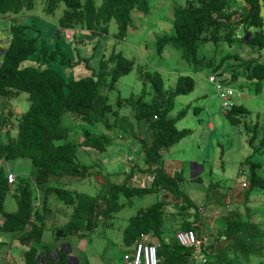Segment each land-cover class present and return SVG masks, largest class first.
Segmentation results:
<instances>
[{
	"label": "trees",
	"instance_id": "obj_1",
	"mask_svg": "<svg viewBox=\"0 0 264 264\" xmlns=\"http://www.w3.org/2000/svg\"><path fill=\"white\" fill-rule=\"evenodd\" d=\"M146 1L103 0L101 9L96 11L94 0H46L45 12L53 13L61 3L65 6L66 10L59 19V26L86 31L84 34L88 38L80 39L74 45L76 59L89 64L95 55L92 45L98 48V43H93L95 37L93 32L106 31L109 22L114 19L118 24L119 38L123 39L128 27L131 26V12L138 10L147 13ZM245 1L249 3L250 10L242 12L243 17L238 23L245 29L256 28L257 35L247 42L264 49V21L260 18L259 0ZM261 1L263 3L264 0ZM226 6V0H186V6L174 12L173 34H165L156 40L158 54H161L165 48L171 47L181 53L182 59L188 62L195 61L198 44L202 41H218L220 31H227L223 38L225 41H234L236 28L230 24L229 19L232 14L225 13ZM33 8L34 0H0V16L18 15ZM25 29L24 25L18 24L17 21L13 22L9 28L10 44L7 49L1 50L3 55L0 62V97L12 98L19 93H26L30 107L18 121L16 136L10 137L7 134L6 141H0V162L27 158L37 168V173L34 185L23 176L15 181L11 198L15 203L16 211L11 213L4 209L10 186L6 171L0 166V217L2 218L0 232L19 234L18 241L28 247L24 255L25 264H39L42 260L46 264H66L67 257L63 255H58V259L52 262L47 261L43 256L37 261L39 253L37 246L42 241L45 216L39 214L38 208L34 206L37 202L35 190L39 186L46 185L50 176L86 178L93 167L77 162V149L87 148L97 153H104L110 146L111 139L104 132L95 135L94 132L84 130L83 139L79 144L70 142L56 144L58 141H65L69 136V130L62 126V116L68 114L72 118H79L84 124L100 125L107 131L112 130L115 125H110L107 115L117 118L120 113L118 109L114 110L102 92L115 90L120 78L132 71L134 63L121 53H112L107 59L100 53L97 59L98 66L91 67L89 76L66 78L51 66L56 65L61 71L67 70L65 67L72 65L67 54L58 47L50 48L45 44L38 47V37L31 38L24 33ZM84 47L92 50L90 56L82 58ZM36 53L40 67L23 66V63ZM245 69L246 78L252 82L255 93H260L264 85V62L249 61ZM137 72L138 80L150 85L153 92L152 100L143 101V95L136 99H118L116 108L130 107L134 121L137 124L144 122L148 125L151 142L148 144L143 140L139 141L143 153V166L136 168L140 175H143V179L148 181V188L135 187L127 182L120 185L106 178L99 194L92 198L47 186L46 194H55L65 207H73L68 223L52 230L55 240L85 237L84 231L89 233L97 228L96 216L109 222L125 205H131V199L134 197L163 191L166 196H172L182 204L191 205L188 196L180 189L179 183L183 179L180 175L166 173L162 155L174 144L190 135L189 130L180 131L175 127L176 121L185 116V110L181 111L176 119L168 118V114L173 109L176 97L186 95L193 90L194 81L189 77L179 76L174 89L166 90L159 73L149 72L143 68L138 69ZM195 111H198V108ZM242 113H245L242 106H233L225 117L231 125L238 126L240 119L237 116ZM252 138L254 139L255 136L253 135ZM256 167L258 168L259 165L255 164L251 167L249 191L256 188L264 189V178L256 175ZM132 168L133 166L127 173L128 178L132 177L134 170ZM246 195L248 200V193ZM121 198L126 202L121 203ZM44 199L39 201V205L46 207ZM165 203V201H156L147 208L139 209L129 218L128 224L122 231V244L124 247H131L141 236H148L159 244L157 256L160 264H193L191 249L180 247L175 238L171 246L163 241L164 217L166 207L169 209L170 205ZM182 204L179 206L180 209ZM236 213L232 214L225 223L221 236L231 241L232 246L235 245L234 248L238 245L243 246V242L240 241L242 239L248 240L244 241V244L264 241V231H261L258 224L249 220L237 221L233 218L237 216ZM182 230H196L198 234L201 232L199 226L188 223L182 226ZM225 254L226 252H221L224 261Z\"/></svg>",
	"mask_w": 264,
	"mask_h": 264
},
{
	"label": "rangeland",
	"instance_id": "obj_2",
	"mask_svg": "<svg viewBox=\"0 0 264 264\" xmlns=\"http://www.w3.org/2000/svg\"><path fill=\"white\" fill-rule=\"evenodd\" d=\"M227 1L231 9H236L241 2L240 0ZM95 2L99 8L101 0H95ZM157 2L161 4L157 7V12L153 14L151 12L155 9ZM45 3L46 0H34L32 14L40 19L39 22L42 26L45 25L47 28V33L42 34V39L47 45L49 38L53 37L58 30V19L62 16L65 7L63 4H59L54 13L47 16V13H44ZM185 3L186 0H150L151 11L148 15L132 16L133 23L128 27L124 40L118 41L116 38L118 34L116 23L112 21L109 25L107 41L114 45L115 51L134 63L132 71L120 78L115 90L102 92L114 110H119L120 116L115 118L107 115L110 125H115L110 131L103 129L100 125L84 124L79 118H72L68 114L62 116V126L68 128L70 133L65 141H58L56 144L66 142L79 144L83 139L84 130L94 132L95 135L106 133L111 139V144L104 153H97L87 148L77 149V162L93 167L86 178L50 176L46 185L39 186L35 190L37 201H43L45 197L46 207L35 202L39 214L45 216L42 233L44 245L48 246L54 242L52 230L68 223L69 216L73 211V207H65L55 194H46L47 186L62 188L74 194H84L92 198L99 194L106 178L110 182L120 185L127 182L135 187L148 186V181L143 179V175L141 176L136 169L143 166V154L139 141L143 140L149 143L151 140L148 125L144 122L137 124L133 119L130 107L116 108L118 99H136L143 95V101L150 102L152 100L153 92L150 85L138 80L137 70L142 67L147 71L160 73L166 90L174 89L179 75H189L194 81L193 90L186 95L176 97L173 109L168 114V118L176 119L180 112L185 110V116L176 121L175 127L180 131L189 130L190 135L174 144L162 155L166 173L180 175L183 179L179 183L180 189L188 196L191 205L182 204L172 196H166L163 191L143 197H134L131 199V205H125L119 213L113 215L109 222L96 216L97 228L89 233L84 231L85 237H78L75 242L83 243V250L91 258L93 264L94 257L91 255L93 245L91 247L89 240L99 237L102 248L105 250L103 259L108 261L103 264H111L109 260H114V264H124L126 256L121 242L122 228L128 224L129 218L134 216L139 209L147 208L156 201H165V204H170L174 208V213L166 212L163 232L165 231L171 236L174 235L175 238V234L183 231L184 224L199 225L204 230V235L212 236L210 237L212 239L215 238V245L213 244V247L210 248V264L216 263L217 250L214 246L217 244L219 247L220 243V245H229L225 254L228 260L226 263L220 264H264V241L245 242L244 244V241L248 240L242 239L240 241L243 242L244 247L238 245L234 248L235 245L232 246V242L229 243V240L221 236L225 223L235 212H237V216L233 217L235 220H249L258 224L261 231H264V194L260 195V188L248 190L253 165H259L258 168H255V173L260 178H264V87L260 93L256 94L252 82L246 78L245 69L250 60L264 62V49L245 41L228 43L219 40L216 44L200 42L198 54L201 56V62L195 67L185 62L181 58V53L171 47L165 48L161 54H158L156 40L165 34H173V9L183 7ZM236 22L238 21H234V23ZM6 23H9L8 19ZM2 30H0V38ZM223 34L224 32H221L220 36ZM245 34L246 32L243 30V33H239L238 36H245ZM31 35L33 34L31 33ZM256 35L257 33L254 37ZM77 38L85 39L86 36L84 33H78ZM102 41H104L103 38ZM75 43L74 41L70 43L72 44L71 49H68L69 45L62 41H58L57 44V47L70 58V62L72 61L71 68L73 69L61 71L56 65L51 66L70 79L90 75L86 63L76 59ZM111 43L106 46V53L111 50ZM92 48L95 55L91 63L88 64V68H97L96 60L101 52V46L96 48L92 45ZM92 48L84 47L82 58L90 56ZM36 56L37 54L30 56L23 66L39 68L40 62ZM232 71L236 77L231 81L229 77H232ZM211 77L216 78L215 84L209 82ZM216 84L243 94L241 97L234 96L231 99L234 106H242L245 109V113L237 116L240 119V125L234 126L227 121L219 102ZM29 107L30 101L26 93H20L14 98L0 97L1 142L6 141L7 134L10 137H15L17 123ZM196 108L198 111H195ZM131 164H133L132 169L134 170L131 174L132 177L128 178L127 172L131 169ZM6 165L9 172L17 174L16 176L23 173L25 177L30 176L34 179L37 173V168L27 158L8 162L4 167ZM240 171L243 173L242 176ZM243 183L247 184L246 189H240ZM13 190L14 184L10 186V192L4 204L6 212H12L16 208L11 198ZM120 202L125 203L126 200L121 198ZM97 232H99L98 235H96ZM18 235L14 234L13 237ZM69 240L63 244H67ZM70 242L71 245L69 244L68 247L59 246L63 248L62 251L47 250V252H50L52 258L57 257L58 254H68L75 244L74 241ZM42 251L46 250L42 249ZM220 259L223 260L221 257Z\"/></svg>",
	"mask_w": 264,
	"mask_h": 264
},
{
	"label": "clouds",
	"instance_id": "obj_3",
	"mask_svg": "<svg viewBox=\"0 0 264 264\" xmlns=\"http://www.w3.org/2000/svg\"><path fill=\"white\" fill-rule=\"evenodd\" d=\"M241 2H240V4H239V6L236 8V9H231L230 7H229V4H228V1L226 0V3H227V6L225 7L226 9H225V13L226 14H232L231 15V17H230V19H229V21H230V24L232 25V26H235V30H234V36H233V38H234V41H245V42H247L248 40H250L251 38H253L254 37V35L256 34V32H258V30L256 29V28H254V27H251V28H249V29H245L242 25H240L238 22L241 20V16L240 15H242V12L243 11H249L250 10V5H249V3H247L245 0H240ZM62 4V3H61ZM94 4H95V9H96V11H99L100 9H101V7H102V5H103V0H101V6L98 8L97 6H96V2H95V0H94ZM160 2H157L156 4H155V9L151 12V13H156L157 12V7L158 6H160ZM259 4H260V8H259V13H260V18L264 21V17H263V15H262V11L264 10V1H263V3H262V1L261 0H259ZM186 6V3H185V5L183 6V7H185ZM65 7V6H64ZM45 8H46V5H45ZM178 8H182V7H178ZM178 8H175V9H173V14H172V19H173V16H174V12H175V10L176 9H178ZM34 9V8H33ZM57 9V8H56ZM55 9V10H56ZM66 10V8L64 9V11ZM63 11V12H64ZM140 11V10H139ZM145 11H147V13H141V12H138V10H133L132 12H131V20H132V16L133 17H137V16H139V15H148L149 14V12L151 11V6H150V0H147L146 1V10ZM171 10H169V12H170ZM32 12H33V10H31V11H24V12H22V13H20V14H18V15H5V16H0V30H2L3 31V33H2V37L0 38V62H1V60H2V55H3V51L5 50V49H7V47L9 46V44H10V35H9V28H10V25H12L13 24V22H15V21H17V23L18 24H22V25H24L25 27H26V29L24 30V33L25 34H27L28 36H30L31 38H36V37H38L37 38V40H38V42H37V46L38 47H40L41 46V44H45V41L42 39V34H44V33H47L46 31H47V28H46V26L44 25V26H42L41 25V23L39 22L40 21V19H38V18H36L33 14H32ZM44 13H45V9H44ZM54 13V12H53ZM53 13H47V16H50V15H52ZM171 13H172V11H171ZM63 14V13H62ZM135 15V16H134ZM150 16V15H149ZM148 16V17H149ZM61 18V17H60ZM4 21H3V20ZM7 19H8V21H9V23H6V21H7ZM45 21V20H44ZM112 21H114L115 23H116V26H117V31H118V34H117V40L118 41H120V40H124V38L123 39H120L119 38V29H118V24H117V22L114 20V19H111V21L109 22V24L107 25V28H106V31H100V30H98L97 32H93V34L95 35V37L93 38V43H95V44H97V46L99 47V46H101V49H100V53L107 59L108 57H109V55L110 54H112V53H118L117 51H115V49H114V45L110 42V41H107V39H106V35H107V33H108V27H109V25L111 24V22ZM234 21H238V22H236V23H234ZM58 22H59V19H58ZM132 23H133V20H132V22H131V25H132ZM240 26H242V28H243V30H244V32H246V34H245V36H238L239 35V33H243V30H242V28H239ZM58 30H56V32H55V34H54V36L53 37H51V38H49V40L47 41V45L45 44V46H47V47H50V48H54V47H57V44H58V41H62V43H64V44H67V45H69V47H68V49H71L72 48V44H70L71 42H73L74 41V43L78 40H80L79 38H77L76 39V36H77V34L79 33H85L86 31H83V30H80V29H71V28H62V27H60L59 26V23H58ZM245 30H247V31H245ZM263 31H264V26H263ZM221 32H224V34H223V36H220V33ZM31 33L33 34V35H31ZM220 33H219V40H224L223 38H224V36H225V34L227 33V31L226 30H222V31H220ZM236 34H237V36H236ZM86 36V35H85ZM55 37H57V38H55ZM243 37V38H242ZM88 38V36L86 37V39ZM102 38H103V40L104 41H102ZM161 38V37H160ZM76 39V40H75ZM85 39V40H86ZM218 40V41H219ZM225 41V40H224ZM234 41H231V42H234ZM217 42V41H216ZM216 42H211V41H202V43H214V44H216ZM231 42H228V43H231ZM112 44V46H111V50L109 51V53H106L105 52V50H106V46L108 45V44ZM249 43V42H248ZM71 45V46H70ZM75 46V45H74ZM60 49V48H59ZM1 50H3L2 52H1ZM61 50V49H60ZM165 50V49H164ZM163 50V51H164ZM175 51H177L176 49H174ZM200 52V46H199V44H198V47H197V50H196V56H195V61H186V60H184L185 62H187V63H189V64H191V65H193L194 67L199 63V62H201V56L198 54ZM37 54V56H36V58H37V60H38V62H40V60L38 59V53H36ZM69 54H70V52H69ZM127 59V58H126ZM128 60V59H127ZM97 61V60H96ZM250 61H253V60H250ZM249 62V61H248ZM258 62H262V61H258ZM91 63V62H90ZM1 64V63H0ZM88 64H86V68H87V71H89V72H91L90 70H91V68H88V66H87ZM72 66V65H71ZM71 66L70 67H65L67 70H71V69H73V68H71ZM140 68H142V67H140ZM139 68V69H140ZM144 69V68H143ZM145 70V69H144ZM147 71V70H146ZM149 72H153V71H149ZM156 72V71H155ZM186 72V71H185ZM158 73V72H157ZM137 74H138V72H137ZM160 74V73H159ZM161 75V74H160ZM89 76V75H88ZM162 76V75H161ZM179 76H185V77H189L191 80H193L189 75H179ZM178 76V77H179ZM247 76V75H246ZM236 77V74L234 73V71H232V77L230 78L229 77V79L232 81L234 78ZM177 80V79H176ZM215 81H216V78H213V77H211V78H209V82L211 83V84H215ZM176 83V82H175ZM264 84V83H263ZM216 86V90H217V93H218V97H219V102H220V105H221V108H222V112H223V114L224 115H226L232 108H233V106H234V104L231 102V99L234 97V96H237V97H241L243 94L242 93H240L239 91H236V90H233V89H231V88H225V87H223V86H220L219 84H216L215 85ZM263 87H264V85H263ZM20 94V93H19ZM18 94V95H19ZM17 95V96H18ZM16 97V96H15ZM1 98H5V97H1ZM12 98H14V97H12ZM244 108V107H243ZM18 124V123H17ZM68 129V128H67ZM69 130V129H68ZM69 133H70V131H69ZM106 134V133H105ZM15 136H16V132H15ZM69 137V136H68ZM151 142V141H150ZM150 142L148 143V144H150ZM84 149V148H83ZM143 154V153H142ZM142 160H143V158H142ZM8 162H0V166H3L4 167V165L5 164H7ZM143 163V162H142ZM81 164V163H80ZM165 164V163H164ZM133 166V164H131V167ZM130 167V168H131ZM142 168V167H141ZM4 169H5V171H6V173H8L7 175H9V174H12V173H10L9 172V170H8V166L6 165V167H4ZM129 172V171H128ZM127 172V173H128ZM240 173V175L242 176L243 175V173L240 171L239 172ZM14 177H15V181L17 180V178L18 177H25L24 176V174H22V175H20V176H16L15 174H12ZM19 175V174H18ZM26 178H28L31 182H32V184L34 183L35 184V179H32L30 176H28V177H26ZM15 181H14V183H15ZM13 183V184H14ZM33 184V185H34ZM243 184H245V187H243L242 185ZM242 185H241V188L240 189H246L247 188V184L246 183H243ZM12 185V184H11ZM11 185H9V186H11ZM264 190V189H263ZM9 195V194H8ZM40 201V200H39ZM39 201H37V203L39 204ZM34 206H35V204H34ZM2 221V220H1ZM31 221V220H30ZM196 227L197 226H199V225H195ZM201 228V227H200ZM181 232H184V231H181ZM179 233V232H178ZM201 233H205L204 232V230L201 228V232L198 234V236L201 234ZM208 238H209V240H210V243H211V245H212V243L214 244V237H213V239L212 238H210V237H212V236H210L209 237V235H206ZM18 240V239H17ZM175 240H176V234H175ZM177 242V241H176ZM135 243V242H134ZM211 245H210V248H211ZM219 245V244H218ZM133 246H134V244H133ZM215 247H217V244H216V246ZM209 248V249H210ZM39 251V250H38ZM42 252H44L45 253V256H43V254L42 255H40V253H42ZM50 253V252H49ZM132 254V253H131ZM130 254V255H131ZM44 257V258H46L47 257V259H50L51 261H53V259L52 258H50V255H48L47 254V250L46 251H39V253H38V256H37V261L39 260V258L40 257ZM129 256V255H128ZM127 256V257H128ZM210 256H211V251H210ZM210 256H209V264H210ZM58 257V256H57ZM54 258H56V257H54ZM126 259V258H125ZM42 261H44V260H42ZM159 261V260H158ZM39 264H40V262H39Z\"/></svg>",
	"mask_w": 264,
	"mask_h": 264
},
{
	"label": "crops",
	"instance_id": "obj_4",
	"mask_svg": "<svg viewBox=\"0 0 264 264\" xmlns=\"http://www.w3.org/2000/svg\"><path fill=\"white\" fill-rule=\"evenodd\" d=\"M262 15L264 17V10L262 11ZM22 174L23 173H20L19 175H22ZM260 192H261L260 195L264 194V190H261ZM168 208L169 209L166 212L174 213V208H172L170 205L168 206ZM15 211H16V208L12 212H15ZM1 222L2 221H0V224H1ZM124 228H122V231L124 230ZM162 230H163V228H162ZM122 231H121V234H122ZM2 234H8V233H1L0 232V264L1 263L2 264H25L24 255L28 251V247L26 245H22L17 240L19 235L16 237H13L14 234H12V233H10L8 235H2ZM98 234H99V232L96 233V235H98ZM162 236L164 238V240H163L164 243L166 245L171 246V243L174 242V235H172V236L168 235L164 231ZM69 239H71V240H69ZM76 239H78V238L71 237V238H64V239H59V240L54 239V242H52L48 246L44 245L43 242L41 241L40 243H38L37 248L39 251H41L42 249L43 250H51V251H62V249H63L62 247H66V246L68 247L69 244L71 245L70 241H74L75 244H74L73 249H71V251L68 254L63 255V256L67 257L66 264H92L91 258H89L88 254L85 253V251L83 250V243L81 241L75 242ZM100 239L101 238L96 237L94 239L89 240L91 247L93 245V250L91 253V255L94 257L93 258V264H103V263L108 262V261H104V259H103L105 250H103V248H102V243L100 242ZM68 240H69V242L67 244H63V243H66V241H68ZM121 242H122V238H121ZM229 243H231V241H229ZM220 244H219V247L218 246L215 247V249L217 251H219V252L216 251L217 260H219V261L216 260L215 264L226 263L228 260V259H226L225 261L224 260L221 261L220 257H221V252H226L229 245H220ZM60 245H63V246L59 247ZM133 248H134L133 245L131 247H123L124 255L126 257L128 255H130L133 251ZM42 254H43V256H45L44 252L40 253V255H42ZM58 255H60V254H58ZM50 258H52V257H50ZM45 259L47 261L50 260V259H47V257ZM52 259L57 260L58 257H56V258L53 257ZM98 259H99V261H97ZM109 261L111 262V264H114V260H109ZM40 264H46V262L41 261ZM124 264H125V262H124Z\"/></svg>",
	"mask_w": 264,
	"mask_h": 264
},
{
	"label": "built area",
	"instance_id": "obj_5",
	"mask_svg": "<svg viewBox=\"0 0 264 264\" xmlns=\"http://www.w3.org/2000/svg\"><path fill=\"white\" fill-rule=\"evenodd\" d=\"M15 181L12 174L8 175V184ZM34 184V183H33ZM245 187V184L242 185ZM176 241L180 247L192 250L193 264H209L210 240L196 230H187L176 234ZM159 244L148 236H141L134 243L132 254L126 257L125 264H159L157 251Z\"/></svg>",
	"mask_w": 264,
	"mask_h": 264
}]
</instances>
